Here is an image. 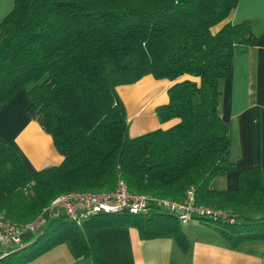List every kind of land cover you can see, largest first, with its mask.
<instances>
[{"label":"trees","instance_id":"obj_1","mask_svg":"<svg viewBox=\"0 0 264 264\" xmlns=\"http://www.w3.org/2000/svg\"><path fill=\"white\" fill-rule=\"evenodd\" d=\"M236 1H12L0 18V105L24 87L25 111L61 159L29 170L0 138V212L19 223L39 213L44 218L40 231L29 241L35 232L23 235L0 264H26L62 241L74 256L98 264L94 229L106 225H130L145 238L171 237L187 249L175 215L160 205L145 213L97 210L79 222L48 206L69 191H110L118 178L128 191L154 198L180 200L189 188L198 204L227 210L195 219L230 247L264 241L259 166L239 169L232 188L209 186L234 168L227 125L217 112L218 80L232 55L256 39L250 18L210 30ZM146 74L170 81L154 114L160 122L176 121L128 136L116 87Z\"/></svg>","mask_w":264,"mask_h":264},{"label":"crops","instance_id":"obj_2","mask_svg":"<svg viewBox=\"0 0 264 264\" xmlns=\"http://www.w3.org/2000/svg\"><path fill=\"white\" fill-rule=\"evenodd\" d=\"M12 1L0 0V18L10 10ZM241 18L254 21L256 39L232 55L227 74L218 80L217 101V112L227 125L228 155L234 168L212 177L209 183L212 188L234 187L237 171L252 164L259 166V180L264 185V0H237L210 30L213 32L224 22ZM169 83L146 74L133 84L116 87L124 103L128 136L164 128L176 121L172 118L160 122L154 114V107L166 102L165 88ZM27 100L24 88L19 87L0 105V138L16 150L29 170L56 164L61 155L50 135L25 111ZM181 224L188 241L185 250L171 237L145 238L130 225L97 227L94 238L98 264H264L263 240H246L230 247L215 230L198 219ZM28 264L90 262L85 256H74L68 242L62 241Z\"/></svg>","mask_w":264,"mask_h":264},{"label":"built area","instance_id":"obj_3","mask_svg":"<svg viewBox=\"0 0 264 264\" xmlns=\"http://www.w3.org/2000/svg\"><path fill=\"white\" fill-rule=\"evenodd\" d=\"M160 205L175 215L179 223L203 215L225 216L227 210L211 209L194 201L188 188L180 200L154 198L147 194L128 191L120 178L110 191H69L54 197L48 206L62 208L68 218L79 222L88 213L97 210L116 212L126 210L131 213H145L148 206ZM228 220H232L229 216ZM44 221L41 213L27 223H19L5 218L0 212V257L7 249L19 246L22 236L37 231Z\"/></svg>","mask_w":264,"mask_h":264},{"label":"rangeland","instance_id":"obj_4","mask_svg":"<svg viewBox=\"0 0 264 264\" xmlns=\"http://www.w3.org/2000/svg\"><path fill=\"white\" fill-rule=\"evenodd\" d=\"M131 84H133V83H131ZM23 88H24V87H23ZM24 90H25V88H24ZM123 104H124V103H123ZM149 122H152V119H151V121L149 120ZM152 127H153V126H152ZM152 127H151V128H152ZM151 128H148V129H151ZM161 209H162V208L160 207L159 210H161ZM179 224H180V226H181V228H182V224H181V223H179ZM206 226H208V225H206ZM39 231H40V230H39ZM39 231H38V232H39ZM38 232H35L34 234H32V235L30 236V238L28 239V241H29L30 239H32V238L34 237V235L37 234ZM64 242H67V241H64ZM17 247H18V246H15V247H13L12 249L17 248ZM80 258H83V257H80ZM28 262H29V261H27L26 264H28Z\"/></svg>","mask_w":264,"mask_h":264},{"label":"bare ground","instance_id":"obj_5","mask_svg":"<svg viewBox=\"0 0 264 264\" xmlns=\"http://www.w3.org/2000/svg\"><path fill=\"white\" fill-rule=\"evenodd\" d=\"M141 95V94H140Z\"/></svg>","mask_w":264,"mask_h":264}]
</instances>
